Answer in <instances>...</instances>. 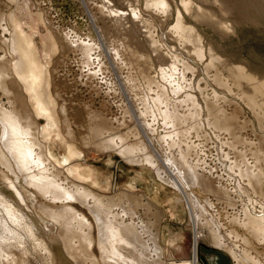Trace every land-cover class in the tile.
Returning a JSON list of instances; mask_svg holds the SVG:
<instances>
[{
  "label": "rangeland",
  "instance_id": "rangeland-1",
  "mask_svg": "<svg viewBox=\"0 0 264 264\" xmlns=\"http://www.w3.org/2000/svg\"><path fill=\"white\" fill-rule=\"evenodd\" d=\"M164 1L168 6V10L154 7L151 9V6L147 7L146 3L148 0H0V20H2L0 21V64H7L8 62L11 64L15 61L11 45L13 46V30L15 31L14 24L18 25L20 26L19 29L22 37H25L26 40L28 39L29 41H27L29 44L33 45L35 55L39 58L40 67L43 68L45 74L47 73L45 78H48V95L51 99L50 101H52L51 103L54 104V111H52L53 113H51V115H55L54 120L58 123L60 136L63 140L60 141L57 136H55V133L50 136L47 143L52 158H56L55 160L61 163L67 158V145L72 144V146L78 151V158L74 161L75 167L72 166V169H79L88 174L90 173L93 176V179L90 182V187H92L93 190L97 191L99 194H105L107 196H112L114 192L120 190L129 192L132 195H142L146 201L151 204L154 209L159 211L161 216H163L162 221L164 227L162 228L161 233H163L162 236L164 242L182 244L183 237L181 233H184L183 244L186 249L184 255L186 259L183 260L185 261L189 260L191 257L192 241L190 232L184 228L186 222L188 223L189 216L187 215L188 212L187 209H185V204L181 201L183 198L170 187L160 183L156 177L154 169L151 167L144 165L143 167L128 165L123 163L120 158L112 153H88L85 151L84 146H82L81 140L82 137H88L90 135V130L95 124L99 125V123L100 126L104 127L106 125L105 128L109 127L110 130H108L110 132L105 135L106 137L113 135L118 136V134L125 137L130 135L129 140H134L135 134H142L141 130H144L145 127H154L153 129L156 133L155 135L153 132L155 140L158 146L164 149V146H167V143L164 145V142L159 140V138H161L160 135L163 137V135L166 134V132L164 134L163 131H167V129L164 130V123H162L163 120H161L162 117H160V120L158 119L159 111L161 110V105L164 106L167 104L165 107H170V109H172V104L174 105L175 101L176 103L178 102V97L171 94L173 89L177 87H182V92L191 95L192 97L194 96V100H197L198 111L201 112L200 119L202 118L199 120L202 121L203 124H206L204 121L207 119V122L209 119L208 116H210V114H208L209 112L206 103L209 102L208 104L213 108L221 107L224 114H226L229 119H232L230 125L231 133L217 132L210 126L207 127V125H202V129H200L199 132H192V134L189 135L190 137H186L183 140L182 145L174 147L171 144V146H173L171 149L177 154L178 152L180 154V151H182V153L186 152L185 154L188 155V160L192 163L196 160L198 163L201 161L199 165H201L200 167L202 169L200 167L199 169L197 168L200 174H210L209 176L213 179L212 181L215 185H221L226 192L228 190L229 193L227 196L231 202H227L225 205V201L218 200L214 195H207L206 193L200 192L198 189H194L196 194H198L202 200H208L213 207L212 210L219 215L218 217L224 227V232L230 233L231 231L233 241L235 238V242L240 248L243 249L246 247L245 250L247 253L250 252L251 254L252 252L253 255L251 254V256L257 258L258 261H261L262 259L264 260V245H258L257 240L255 241L250 233H246L247 231H245L244 228L238 225V223L233 222L237 217L238 219L244 218L246 212H251L249 214L252 215L253 211L254 216H264V182L262 185H256V187L259 188L253 189L248 183L249 180L246 182L248 178H242L237 174L239 171H237L238 168H236L238 164L243 165L242 167L240 166L242 171L246 168L254 171L257 170L256 172H259L262 175V179L264 178V162L263 159H261L262 155H264V117H258L255 110H252L247 105L246 98L244 97V89L242 91L241 88L238 87L236 81H234L235 78L230 75V73L227 74V71H223L221 75L223 77L222 84L224 86L220 87L221 85L218 82H213V80H215L216 69L220 71L222 66L220 65L219 68V65L215 64L216 68L213 65L212 69L207 56L203 60L194 57L195 54L192 55L193 52L191 46L187 47L186 43L183 44V42H181L179 38L177 39V36L171 30L175 27H173V25H176L175 18L177 19L176 16H178V12V14L181 15V18L184 19L185 23L193 26L199 32L203 40L202 45H204L207 50V46L211 47L216 55L222 58L223 61L225 60L233 66H246L253 75L264 80V0H219L220 4L218 3V0H189L192 2V7L193 5L195 9L198 7L196 9L197 12L196 10L193 11L195 13H193L192 10L189 12L187 11V13L186 10L183 9V4L180 3L181 0ZM200 9L204 11L201 12ZM135 11H137V13ZM165 11L168 14L165 13ZM27 12L28 14H26ZM118 13L120 15H118ZM190 13L192 15L195 14V16H192ZM208 13L212 15V21L210 20L211 17L208 16ZM122 14L124 17H121ZM127 14L128 17L125 16ZM35 18L37 19L35 20ZM213 18L215 21L222 23L221 26L223 28L218 24L221 30L218 26L217 28H214L206 24L207 21L214 22ZM122 19L125 20V22ZM123 22L125 24H123ZM123 25L126 26L123 27ZM224 27L228 30L227 34L225 33L226 31L223 30L225 29ZM45 37H47L49 46H52L51 48L47 46L44 47L43 43L46 40ZM150 41H152V43H150ZM153 43L156 44V48ZM157 45H159V47ZM151 47L153 49H151ZM171 47L174 48V50L172 48L173 51L171 50ZM155 50L159 52L154 53ZM42 54L45 57L42 58ZM163 54H165V56ZM39 55L41 57H38ZM88 58H91V60ZM195 58H197V60ZM168 59L171 64H174V68L178 69L175 72L176 76L174 74L175 78L173 80L174 82L177 80L176 83H169L162 78L163 75L161 77L162 71L164 70L163 72H165L164 67L169 63V61L167 62ZM162 63H164V65ZM183 63L185 65L182 66ZM7 66L8 65H6L7 75L4 78L5 80L3 79V84L6 87L5 90L8 91V94L10 95L0 89L1 108L6 111H11L10 109L13 105L15 108L14 110L19 111L24 109L25 106L26 109H24L25 111H23V114H27V112L29 113L28 106L33 111V108L35 107L34 101L24 89L22 83L16 80L13 73H11L9 69L10 67ZM183 67H186V71L183 70L185 69ZM188 67L190 68V71ZM7 69L10 74H8ZM207 69L209 70L207 71ZM8 79L12 83L9 82ZM6 80L8 82H6ZM145 80L149 83L145 82ZM170 84L171 86L169 87ZM161 85L163 87H161ZM137 88H139V90ZM128 92L131 95L128 94ZM159 94H161L160 96L162 98L160 99L161 103L159 102L160 109L158 111V108L156 107L158 101H156L155 105L153 100H155L154 97L158 100L157 97ZM165 96L167 97L165 98ZM27 99L29 100L27 101ZM16 100H20L19 104ZM18 105L21 107H17ZM153 107H155L156 110ZM179 108L180 107H178L177 111L182 114L185 107ZM151 115L152 118H150ZM226 115L225 117L227 118ZM137 118L140 120L143 119L144 121L137 120V122L135 120ZM34 119L33 121L39 126V129L45 127L47 122H50L44 116H38ZM95 120L98 123L95 122ZM142 122L145 123L146 126H143ZM139 127L141 130L138 129ZM68 131L71 133L73 141H70L66 137L65 133ZM127 131H130L128 136ZM233 132L236 134L235 137L233 135L231 136ZM185 141L187 142L186 147L184 146ZM195 146L197 147L195 148ZM177 148H180V150L178 151ZM176 153L173 155L171 152L173 156L177 157ZM257 156L263 164L256 158ZM157 158L159 157L157 156ZM243 160L244 163L242 162ZM234 165H236V167H234ZM0 168L4 173L5 170H3L2 167ZM183 169L187 170L186 167H183ZM1 179L2 177H0V180ZM0 182V190L3 195L8 196L11 201H14L13 194L11 195V192L4 184H2L3 182ZM228 183L231 184L229 185ZM246 184L250 185L249 189ZM5 189L8 192L5 191ZM232 190L235 191L232 192ZM249 200L253 202L251 203ZM253 204H255L256 207L252 206ZM115 211L118 210L115 209ZM143 213L144 211L139 208L134 216L135 218L132 217V221L134 223H138V220L146 221L144 217L147 215ZM170 216H177V218L179 217L180 220H183V226L179 227V221L173 220ZM30 217L31 216H27V218L34 223L33 225H36V230L40 229V232L37 230L38 233H41V235L43 233V237H46L47 231H43L44 226H42L46 223V219L42 216ZM124 218L126 222H129L130 217ZM41 222L44 223L42 224ZM240 239L242 241L244 239L248 244L245 245ZM143 240H146L145 242H147L145 236L143 237ZM22 243L29 250L27 251V256H23V260H25L27 264H38V262L39 264H46L42 252L38 249H34L33 242L29 239L26 241L25 239ZM56 244L55 242L51 244L53 247H51V251L54 253L56 264H73L72 259L66 254L65 250L63 251L61 243L58 242L59 246ZM241 245H244V247ZM16 250L14 253H16L18 257V254L21 255V253H19V250L16 252ZM219 255H223V257H220ZM229 255L228 252L223 250L219 251L215 246L212 247V245L203 243L198 244L197 257L199 264H215L219 260L221 262V259L225 261L224 264H235V262L232 261V256ZM177 257L178 256L175 258Z\"/></svg>",
  "mask_w": 264,
  "mask_h": 264
},
{
  "label": "bare ground",
  "instance_id": "bare-ground-1",
  "mask_svg": "<svg viewBox=\"0 0 264 264\" xmlns=\"http://www.w3.org/2000/svg\"><path fill=\"white\" fill-rule=\"evenodd\" d=\"M180 3L183 4V7H184L183 9H185L186 12L187 11L189 12L190 10H192L193 12L198 8L196 7L195 9L194 5L192 7V2H190L189 0H181ZM218 3L220 4L219 0H218ZM146 4H147V7L151 6L152 7L151 9H153L154 7V8H162L164 10H168V6L164 0H148ZM202 11L204 10H201V12ZM135 12L137 13V11ZM165 13L167 12L165 11ZM26 14H28V12ZM208 14L206 15L210 16L211 18L210 17L209 18L211 20L212 15H210V13ZM118 15L120 14L118 13ZM177 15H178L176 16L177 19L175 18L176 25H173V27L174 26L175 27L171 29L174 32V34L177 36V39L179 38L181 42H183V44L186 43L187 47L191 46V49L193 52L192 55L195 54L194 57H197L198 59L203 60L207 56L209 59L210 67H212V69H213V65L215 66V64H218L219 68H220V65L222 66L220 71L216 69L215 78H214L215 80H213V82L214 81L218 82L221 85L220 87L224 86L222 84L223 77L221 76L223 71H227V74L230 73V75H232L235 78L234 81H236L238 87H240L242 91L244 89V92H245L244 97L246 98L247 105L252 110H255V112L257 113L255 114L258 117L263 118L264 117V102H263L264 100V80L253 75L252 72H250L248 67L246 66H241V67L236 66V65L233 66L229 62L227 63L225 60L223 61L222 58L216 55V53L211 47L207 46L208 48L207 50L204 47V45H202L203 40L199 32L193 26L185 23L184 19L181 18V15L178 14V12H177ZM125 16L128 17V14ZM192 16H195V14ZM121 17H124L123 14L121 15ZM133 18H134V15H133ZM36 19L37 18H35V20ZM123 21L125 22V20ZM211 21L209 22L207 21L206 24L214 28H217V26L219 28L222 24V23L215 21L214 18H213L214 22H211ZM124 22L123 24H125ZM124 26L126 25H123V27ZM223 26H224V23H223ZM19 28L20 26L14 24L15 31L13 30L14 32L13 41H12L13 46L11 45V48H13L12 53L15 57V61L11 64L10 62H8L7 64L6 63L0 64V87H1L0 89L3 90L6 94L9 93L8 91L5 90L6 87L3 84V79L7 75L6 65H8L10 67L9 69L11 73H13L16 80L20 81L22 85L24 86V89L29 93L30 98L34 101L36 108L34 107L32 111L30 107L28 106L29 113L27 112V114H23L24 113L23 111H25L24 109H26L25 106H24V109L17 111V110H14L15 108L12 105L13 107L11 106V109L9 108L11 111H6V110H3L1 108L2 105H0V108H1L0 109V167H2L3 170H5L4 173L2 170H0V174H1L0 177H2L0 181L3 182L2 184H4L6 188L11 192V195L13 194L14 196L13 198L14 201H11L9 197L3 195V193L0 190V264H19V263L27 264L25 260H23L24 259L23 256L26 257L28 254L27 251H29L28 248L23 244L24 242L22 243V241L25 239L26 241L29 239L31 242H33L32 244L35 250L38 249L40 252H42L45 258L46 264H56L54 253L53 251H51V247H52L51 244L54 242L55 244L56 242L57 244L58 242L61 243L63 251L65 250L66 254L72 259L73 264H191V263L199 264L198 257H197V248H198L199 243L209 244V245H212V247L215 246L217 249H219V251L223 250L225 252H228L230 254L229 256H232L233 258L232 261H234L235 264H264L263 259H262L263 261L262 260L258 261L257 258H254L251 256L252 252L251 254L250 252L247 253V251L245 250L246 247L243 249L240 248V246H238L237 243L235 242L236 240L234 237H233L234 238V241H233L231 231L230 233L224 232V227L222 226V223L220 222L219 217H218L219 215L212 210L213 207L210 205L208 200H202L200 196L196 194L194 189H198L200 190V192L206 193L207 195L209 194L214 195L215 197L218 198V200L225 201V205L227 204V202L228 203L231 202V200L227 196L229 193L228 190L226 192L224 187L222 188L221 185H217V184L215 185V183L212 181L213 179L210 178L209 176L210 174L209 175H206L205 173L200 174L197 168L199 169V167L201 166L199 165L201 161L199 163L197 162V160L194 163L190 162V160H188V155L185 154L186 152L182 153V151H180L181 153L179 154L178 151L180 150V148H177L178 154L175 152L177 154V157H175L173 156L175 155V153L171 149L173 146L178 147L182 145L183 140L186 137H190L189 135L192 134V132H199L200 129H202V125H205V126L207 125V127L210 126L212 127L213 130L217 132L218 131L224 132V133L227 132L228 134L231 133L230 125H231L232 119H229L228 116L224 114V111L222 110L221 107L213 108L212 106H210V104H208L209 102L206 103L208 112H209L208 114H210V116H208L209 119L207 122H206L207 119L206 120L203 119L205 120L204 123H206V124H203L202 121H200L202 119V118L200 119L201 112L198 111V103L196 102L197 100L196 101L194 100L193 98L194 96L192 97L191 95H188L182 92L183 90L182 87H177L174 89L171 87L173 89L171 94L172 95L174 94L175 96L178 97V98L176 97L178 99L177 103L176 101L175 102L173 101L174 105L172 104V107H171L172 109H170V107L169 108L165 107L167 105L166 104L164 106L161 105V110L159 111L160 109L159 104L161 103L160 99L162 98L160 96L161 94L158 95L157 97L158 100H156V97L153 96L155 99L153 100V103L155 105H156V101H158V104L156 105V107L158 108L157 110L159 111L158 119L160 120V117H162L161 120H163L162 123H164V130L167 129V131L166 130L163 131V133L165 134L166 132V134L163 135V137L162 135H160L161 138H159V140L164 142V145L167 143V146L163 145L165 147L164 149L158 146L155 140V137H154L155 132L153 129L154 127L153 128L145 127L144 130L143 129L141 130L139 127L138 129L142 131L143 135L139 133L135 134L134 140H129V136H130L129 132L131 131L130 129H128L130 130L129 132L127 131L128 132L127 136L129 135L128 137H125L119 134L118 136L113 135L114 137L113 136L106 137L105 135L110 132L109 127L105 128L106 125L103 127V126H100V123L99 125L94 123L95 126L90 130V135L88 137L86 136V138L82 137V140H81L82 146H84L85 151H87L88 153L90 152H94L98 154L112 153V154H115L118 158H120V160L123 163H126L128 165H137V166H142V167L144 165L147 167H151L152 169H154L156 177L160 181V183L164 184L165 186L170 187L172 190L177 192V194L180 195V197L183 198L181 199V201L185 204L186 206L185 209H187V212H188L187 215L189 216L188 223L186 222V225L184 226V228L188 230L191 235V241H192L191 242L192 243L191 244L192 245L191 257L189 260H186V261L185 260L176 261V259L172 260L171 259L172 252L176 248L180 249L183 244H180V243L171 244L166 241L164 242V238L162 236L163 233H161L162 228L164 227V224L162 221L163 216H161V213L157 211L156 209H154V207L151 204H149L142 195H132L129 192L120 190V191L114 192L112 196H107L105 194L104 195L99 194L97 191L93 190L92 187H90V182L92 181L93 176L90 173L88 174L79 169H75V170L72 169V166L75 167L74 161H76L78 158L77 157L78 151L76 150L75 147L72 146V144L67 145V148H68L67 158H65V160H63L61 163L55 160L56 158L55 159L52 158L51 153L48 149V143H47L50 136L53 133H55L56 134L55 136H57V138L60 141H63V140L61 139V136H60L58 123L54 120L55 115L54 116L51 115V113H53L52 111H54L53 110L54 104L51 103L52 101H50L51 99L48 95V81H47L48 78L47 79L45 78L47 73L45 74L43 68L40 67L39 58H37V56L35 55V50L33 48V45L29 44L28 39L27 41L25 37L24 38L22 37ZM219 29L221 30V28ZM223 30H225L226 31L225 33L227 34L228 30H226V28ZM45 39L46 40L43 43L44 47L47 46L51 48L52 46L51 45L49 46V42H47V37H45ZM150 43H152V41H150ZM157 46L159 47V45ZM155 48H156V44H155ZM172 48L173 47H171V50ZM151 49L153 48L151 47ZM155 52H159V51L155 50L154 53ZM190 54H191V50H190ZM163 55L165 56V54ZM38 57H41V56L39 55ZM43 57L45 56H43L42 54V58ZM197 58L195 59L197 60ZM88 59L91 60V58H88ZM169 59L167 60V62L169 61ZM0 63H1V60H0ZM162 64L164 65V63ZM168 64H167L168 66L166 65L167 67L165 66L166 68L164 67L165 72H163L164 70L162 71L161 77L163 75L162 78L165 81L169 83H173L174 82L173 80L175 78L174 74L176 76L175 72L178 69L174 68L175 67L174 64L173 63L171 64L170 61ZM209 64H208V67H209ZM183 65L185 64L183 63L182 66ZM186 67H183L185 68L183 70L186 71ZM208 70L209 69H207V71ZM189 71H190V68H189ZM7 72L8 74H10L8 69H7ZM146 80L145 82H147ZM8 81L6 80V82ZM176 81L174 83H176ZM234 81L232 80L233 83ZM170 86L171 84L169 85V87ZM161 87L163 86L161 85ZM137 89L139 90V88ZM156 91H159V90H156ZM131 93H132V90H131ZM128 94L130 93L128 92ZM166 97L167 96H165V98ZM28 100L29 99H27V101ZM19 101H17L18 104H19ZM19 106L20 105H18L17 107ZM178 107L180 108L185 107V109L187 110L184 109L185 112L183 111V113L181 114L180 112L177 111ZM22 108H23V105H22ZM225 115L227 116V118L225 117ZM38 116H41V117L44 116L50 122H47L45 127H41L39 129V126H37V124H35L33 121V119ZM150 118H152V115L150 116ZM135 120L137 121L140 119L137 118ZM95 122L97 121L95 120ZM90 125H91V122H90ZM142 125L146 126V124L143 122H142ZM65 135L70 141H73V139L71 138V133L69 131L66 132ZM232 135L234 137L236 136L234 132L233 134H231V136ZM186 143L187 142L185 141V145H184L185 147H186ZM171 144L173 146H171ZM196 147L197 146H195V148ZM171 152L173 153V155L171 154ZM257 153L259 154L258 151ZM157 156L160 159L157 158ZM240 158H237V159H240ZM256 158L260 160L258 156ZM261 159H263V162H264V155H262ZM242 162L244 163V160ZM257 164L259 165V163ZM240 166L242 167L243 165L238 164L237 167L236 165H234V167L238 168L237 171L239 172L237 174H239L242 178L243 177L248 178L246 182L249 180L248 183L251 185L253 189L259 188V187H256V185L259 186L263 184L264 178L262 179V175L259 172H256L257 171L256 169H255L256 171H254L252 169L246 168L244 169V171H242ZM183 167H186L187 170L183 169ZM202 167H203V164H202ZM250 185H247L248 189ZM5 191L7 190L5 189ZM234 191L235 190H232V192ZM250 201L251 200H249V202ZM252 202L253 201H251V203ZM255 204H253L252 206H255ZM228 205L234 206L231 204H228ZM139 208H141L144 211L143 214L147 215L144 217L146 221L138 220V223L137 222L134 223L132 221V217L136 215L137 210ZM115 209H117L118 211H115ZM249 213L246 212V214H244V218L242 219H238L237 217V219H234L233 222L238 223V225L244 228L245 231H247L246 233H250L255 239V241L257 240L258 245H264V216H254L253 211H252L253 213L252 215ZM27 216H31V217L32 216L34 217L42 216L43 218L46 219L45 220L46 223L43 222L44 225H42L44 226V229L42 228L43 231L44 230L47 231L46 237H43V233L42 235L41 233L40 234L38 233V231L40 232V229L39 230L37 229L38 230L37 231L35 228L36 225L34 226L33 225L34 223H32L27 218ZM124 217H130L129 222H126L124 220L125 219ZM241 227H238V228H241ZM144 236L146 237L147 242H145L146 240L145 241L143 240ZM242 242L245 245L248 244L247 241H244V239ZM31 245H30V248H31ZM242 247H244V245ZM15 250L16 252L19 250V253H21L22 256L18 254V257H17L16 253H14Z\"/></svg>",
  "mask_w": 264,
  "mask_h": 264
},
{
  "label": "crops",
  "instance_id": "crops-1",
  "mask_svg": "<svg viewBox=\"0 0 264 264\" xmlns=\"http://www.w3.org/2000/svg\"><path fill=\"white\" fill-rule=\"evenodd\" d=\"M170 217H172V219L173 220H177V221H179L178 223V226L179 227H182L183 226V220H180L179 219V217L177 218V216H170ZM168 224H170V223H168ZM182 235V244L184 243V233H182L181 234ZM185 251H186V249L184 248V244H183V246L180 248V249H178V248H176L173 252H172V257H171V259L172 260H183V259H186L185 258ZM175 254L178 256L177 258H175L174 256H175ZM179 254V255H178ZM216 255H218V254H216ZM181 256V257H180ZM220 257H223V255H219ZM225 263V261H223V259H221V262H220V260L219 261H217V263H215V264H224ZM211 264V263H210Z\"/></svg>",
  "mask_w": 264,
  "mask_h": 264
}]
</instances>
